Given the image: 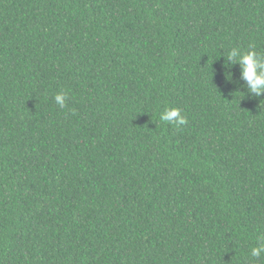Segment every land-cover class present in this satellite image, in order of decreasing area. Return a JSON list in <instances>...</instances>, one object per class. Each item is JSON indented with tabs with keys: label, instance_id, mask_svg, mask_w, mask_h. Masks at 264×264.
Instances as JSON below:
<instances>
[{
	"label": "trees",
	"instance_id": "trees-1",
	"mask_svg": "<svg viewBox=\"0 0 264 264\" xmlns=\"http://www.w3.org/2000/svg\"><path fill=\"white\" fill-rule=\"evenodd\" d=\"M233 47L264 54V0H0V264H264Z\"/></svg>",
	"mask_w": 264,
	"mask_h": 264
},
{
	"label": "clouds",
	"instance_id": "clouds-1",
	"mask_svg": "<svg viewBox=\"0 0 264 264\" xmlns=\"http://www.w3.org/2000/svg\"><path fill=\"white\" fill-rule=\"evenodd\" d=\"M226 60L238 63L242 67V76L247 82L250 93L256 97L264 96V54L255 50L242 53L239 48L233 47L226 53ZM55 101L63 108L66 101L65 94H57ZM160 119L166 123H174L177 128L187 123L186 117L179 108L165 109ZM262 254H264V242L251 249V256L254 258H259Z\"/></svg>",
	"mask_w": 264,
	"mask_h": 264
}]
</instances>
